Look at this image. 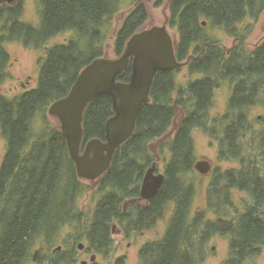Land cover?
I'll use <instances>...</instances> for the list:
<instances>
[{
    "label": "trees",
    "instance_id": "obj_1",
    "mask_svg": "<svg viewBox=\"0 0 264 264\" xmlns=\"http://www.w3.org/2000/svg\"><path fill=\"white\" fill-rule=\"evenodd\" d=\"M121 1L37 0L41 27L22 20L24 0L15 5L0 3V77L10 60L6 42L39 48L58 34L72 33L39 59L38 87L2 107L8 148L0 169V264H27L40 237L57 236L75 222L82 232L75 240L86 239L89 249L105 254L112 245L113 222L126 221L139 231L153 225L168 202L175 204V213L167 234L142 248L143 264H202V247L214 234L230 242L225 264H248L264 245V114L260 119L251 115L255 106L264 108V41L254 50L239 42L228 54L209 32L220 29L245 41L264 0H169V25L178 33L177 58L188 62L190 74L201 76L180 84L176 78L180 68L157 73L151 100L139 114L135 132L117 148L110 169L101 178L104 194L91 219L78 209V199L87 187L77 175L65 136L58 129L36 131L33 126L38 113L70 92L85 66L104 56L109 21ZM148 18L144 2L127 14L114 37L117 56ZM130 76L131 66L118 80L129 81ZM226 83L232 86L228 108L210 119L216 90ZM113 115L111 96L102 95L89 103L82 150L93 138L105 140L106 123ZM176 123L177 130L169 137ZM197 128L218 141L220 161L240 164L215 170L209 206L218 218L209 222H202L201 215L191 216L194 186L187 177L194 170L193 131ZM157 141L159 150L170 154L164 185L149 206L124 212L125 199L138 194L146 170L156 160L159 150L152 144ZM233 190L247 193L243 208L236 205ZM74 251H58L47 264H76Z\"/></svg>",
    "mask_w": 264,
    "mask_h": 264
},
{
    "label": "rangeland",
    "instance_id": "obj_2",
    "mask_svg": "<svg viewBox=\"0 0 264 264\" xmlns=\"http://www.w3.org/2000/svg\"><path fill=\"white\" fill-rule=\"evenodd\" d=\"M19 0H15L11 5H15ZM6 2V1H3ZM144 2L147 6L149 18L142 29H149L153 26H163L167 25L168 30L172 35L178 39V33L175 28L169 25L170 7L169 0H122L119 4V10L113 15L109 21L111 30L108 33L106 43H105V54L103 57L106 58H118L114 50V37L117 29L122 25L127 14L136 6L138 3ZM2 3V2H0ZM22 20L32 24L35 27H41L42 18L39 13L37 0H24V9ZM204 22V21H203ZM251 32L249 33L247 39L242 41V39L228 35L224 30L220 29H210V34H212L216 39H218L219 44L226 50L228 54L232 52L234 47L239 42H244L246 47L250 50H254L260 43L264 40V8L262 12L256 19L251 20L250 24ZM249 29V28H248ZM72 35L71 32H65L58 34L51 39H49L44 45L39 48L33 46H26L19 41H9L5 43L6 50L9 53V62L5 70V75L0 77V86L3 87L2 90L5 92L10 89V87H15L19 78H26L27 76H32L33 86L37 87L39 82V59L41 57H46L48 50L57 43H63L67 41ZM201 75H192L189 72L188 66L180 68L177 73V81L180 84H186L191 80L199 78ZM6 80V81H5ZM13 94L15 92L13 91ZM232 94V86L226 83L216 90L214 102L209 110V116L215 118L217 116L223 115L227 108L229 99ZM51 106V105H50ZM38 113L33 119V126L36 131H47L58 129L61 130V121L58 117L50 114L49 108ZM264 114V108L262 106H255L252 109L251 115L253 118H261ZM181 118L179 114L178 120ZM210 126L213 127L215 124L210 120ZM178 124L176 123L174 129L170 132L172 136L177 130ZM258 127V126H256ZM193 136L195 139L196 146V160L197 163L203 158H208L213 163L214 174H202L200 173L194 165V170L188 174V183L194 186V196L191 205V216L196 217L201 215L202 222L214 221L218 218L216 211L209 206V188L211 183L215 179V170L221 168L223 171L230 168H238V162H227L220 161L219 154V144L217 140H214L209 133L205 132L201 128H197L193 131ZM163 139H167L166 136ZM159 141L152 144L153 149L157 152L159 150ZM7 152V137L1 131L0 125V156H4ZM160 152V153H159ZM156 160L157 168L159 172L165 173V168L168 159H170V154L167 151L159 150ZM153 164V163H152ZM152 166V165H151ZM102 178V177H101ZM100 179L97 180H87L82 179L83 185L87 187L85 193L78 199V209L85 213V218L88 219L91 216L102 198L104 192L100 189ZM247 193L233 190V198L240 208H243V201L246 199ZM168 203L160 217L158 222H155L149 227H142L139 231H136L134 235L124 236L122 233H118V227L115 226L112 235V245L105 254H98L90 248L89 242L86 239L75 240L76 236L82 234L77 227V222L72 225H66L57 236L52 237H40L35 246L32 249V256L27 264H47L48 258L55 255L58 251H69L74 248L76 264H82L83 261H88V264L98 263V264H143L141 261V251L148 243L155 242L164 238L167 228L168 221L172 220L173 214L175 213V204ZM238 206V208H239ZM203 226L205 223H203ZM116 222H113V225ZM82 226V225H80ZM84 243L85 247L83 249L79 248V243ZM59 247H61L59 249ZM229 240L220 235L214 234L209 237L206 243L203 245L201 252L204 255V261L202 264H225L229 257ZM39 250L37 258L34 260L33 255ZM198 251V249H196ZM96 254V261L91 262V257ZM248 264H264V245L261 252L257 256L250 258Z\"/></svg>",
    "mask_w": 264,
    "mask_h": 264
},
{
    "label": "water",
    "instance_id": "obj_3",
    "mask_svg": "<svg viewBox=\"0 0 264 264\" xmlns=\"http://www.w3.org/2000/svg\"><path fill=\"white\" fill-rule=\"evenodd\" d=\"M3 1L13 3L15 0H0ZM206 24L204 21L203 25ZM176 45L177 38L167 25L142 29L128 40L118 58L99 57L85 66L70 92L51 104L49 112L61 121V132L81 179H100L110 169L117 148L133 135L139 114L151 100V87L157 73L187 65V61L178 60ZM129 66V81L118 80ZM106 94L111 96L114 110V115L106 123V138H93L82 150L85 110L89 103ZM195 168L207 175L212 172L213 163L203 158L195 163ZM157 169V162H154L146 171L141 199H152L162 188L166 176L162 172L156 173ZM84 247V243H79L80 249ZM38 253L36 250L34 260ZM95 261L96 254H93L91 262ZM82 264H88V261Z\"/></svg>",
    "mask_w": 264,
    "mask_h": 264
},
{
    "label": "flooded vegetation",
    "instance_id": "obj_4",
    "mask_svg": "<svg viewBox=\"0 0 264 264\" xmlns=\"http://www.w3.org/2000/svg\"><path fill=\"white\" fill-rule=\"evenodd\" d=\"M6 67H7V65H6ZM32 83H33L32 76H27L26 78H19V80L17 81V84H15V87H10V89L6 90L5 92L2 90L3 87L0 86V125H1V131L2 132H3L2 124H1L2 107L4 105L10 103V102H15L18 98L22 97L24 94H26L28 92H31L32 90H34V89H36L38 87V85H37V87L33 86ZM13 91L15 92V94H13ZM7 148H8V140H7ZM6 154H7V152L5 153L4 156H0V169H1L2 165H3V163H4V159H5ZM156 173H159L158 169L156 170ZM145 174H146V172H145ZM145 174H144V176H145ZM210 174H214V170H212V172ZM144 176H143V179H144ZM143 179H142V183H143ZM142 183L140 185V190H139V192H138V194L136 196L125 199V201L123 203L124 212H127L129 209H132V208H139V207L140 208H145V207L149 206L151 204V202L156 199V197L159 195V193H160V191L162 189L161 188L159 190V192L151 200L147 201L146 199H141V186H142ZM163 185H164V183H163ZM131 201H134V202L132 203ZM168 203L171 204L173 202H168ZM173 216H174V214H173ZM159 219H157L155 222H158ZM115 222H116V223H114V224H116L115 226H119L118 227L119 228L118 229V233H122V234H124V236H126V235L127 236L134 235L135 231H133L128 226L129 225L128 222H126V221H124L123 223L121 222L122 224L119 223L118 221H115ZM170 222L171 221L169 220L168 223H170ZM169 226H170V224H168L167 231L169 229ZM114 228L115 227L112 228L113 232L115 231ZM166 234H167V232H166ZM166 234H165V236H166Z\"/></svg>",
    "mask_w": 264,
    "mask_h": 264
},
{
    "label": "bare ground",
    "instance_id": "obj_5",
    "mask_svg": "<svg viewBox=\"0 0 264 264\" xmlns=\"http://www.w3.org/2000/svg\"><path fill=\"white\" fill-rule=\"evenodd\" d=\"M108 11V10H107ZM8 40V39H7ZM7 60V59H6ZM3 68V67H2ZM243 105V104H242ZM244 106V105H243ZM145 151V150H144ZM76 171H77V168H76ZM165 174V173H164ZM77 175H78V173H77ZM147 201H149V200H151V199H146ZM113 227H115V225H113ZM112 227V228H113ZM250 249V248H249ZM33 258H34V255H33Z\"/></svg>",
    "mask_w": 264,
    "mask_h": 264
}]
</instances>
